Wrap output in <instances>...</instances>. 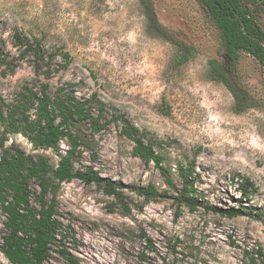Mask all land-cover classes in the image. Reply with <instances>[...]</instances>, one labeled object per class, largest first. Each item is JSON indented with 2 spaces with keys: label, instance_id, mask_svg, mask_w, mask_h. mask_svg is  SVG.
<instances>
[{
  "label": "rangeland",
  "instance_id": "1",
  "mask_svg": "<svg viewBox=\"0 0 264 264\" xmlns=\"http://www.w3.org/2000/svg\"><path fill=\"white\" fill-rule=\"evenodd\" d=\"M148 1L166 36L195 50L186 64L176 65L177 48L148 26L139 0H0L1 102L9 106L19 94H39L44 87L50 95L95 93L108 115L117 110L160 144L177 189L176 163H191L203 205L245 206L259 219L178 206L158 169L132 156L133 144L119 134L120 123H111L93 136L92 150H84L74 168L90 166L101 177L141 188L152 184L166 194L146 202L126 189L125 213L94 185L60 184V244H52L45 264H66L57 249L79 264H162L163 258L172 261L176 239L180 264H248L244 249L258 242L264 250V68L240 54L236 79L254 105L236 113L227 88L207 75L210 60L225 59L205 11L195 0ZM11 142L26 155H43L53 165L58 160L50 150H33L21 135L9 136L6 145ZM60 148L66 150L65 141ZM241 177L253 187L246 200L237 187ZM29 189L38 192L32 179ZM4 222L0 208V246ZM0 264H9L1 252Z\"/></svg>",
  "mask_w": 264,
  "mask_h": 264
},
{
  "label": "trees",
  "instance_id": "2",
  "mask_svg": "<svg viewBox=\"0 0 264 264\" xmlns=\"http://www.w3.org/2000/svg\"><path fill=\"white\" fill-rule=\"evenodd\" d=\"M139 1L144 7L148 26L157 34H165L151 3L148 0ZM195 1L215 26L225 59V63L217 60L208 62V77L227 88L234 99L233 110L236 113L253 108L249 93L237 82L236 65L240 54L244 53L264 68V0ZM166 40L177 48V66L186 64L194 57L195 50L191 46L173 42L168 36ZM38 46L39 42L36 41L34 52L39 57ZM63 57L66 58V54ZM116 122L121 125L119 134L133 144L132 156L146 166L152 164L158 169L167 189L176 192L174 200L178 206L186 207L189 211L202 207L205 211L227 217L248 215L259 219L258 213L253 214L245 206L220 210L203 205L194 188L195 172L191 163H176V176L181 183V188L177 189L169 175L170 163H166L160 144L146 138L117 110L108 115L105 105L97 100L95 93L88 98H78L74 92L63 90L50 95L47 87H44L39 94L30 91L19 94L9 106H4L0 100V127L3 128L0 133V208L5 217V234L1 238L0 252L9 264H45L50 258L52 244H60L57 236L61 224L55 218V196L64 182L78 180L86 186L94 185L103 195L113 198L114 204L125 213L130 212L125 202L126 189L143 197L146 202L155 201L166 194V191L160 192L152 184L141 188L101 177L90 166L74 168V162L83 151L92 150L90 142L93 136ZM15 135L25 138L33 150L52 151L58 158L57 162L53 165L43 155H26L14 142L6 145L9 136ZM61 141H65L66 150L60 148ZM31 179L38 185V192L34 194L29 189ZM237 187L245 200L253 192L252 184L244 177L240 178ZM140 238L149 249L155 248L146 235L141 234ZM178 243L176 239L170 247L172 261L163 258L162 264H180ZM56 253L66 264H79V260L65 249H57ZM243 253L248 264H264V250L260 243L257 242L250 250L244 249Z\"/></svg>",
  "mask_w": 264,
  "mask_h": 264
}]
</instances>
